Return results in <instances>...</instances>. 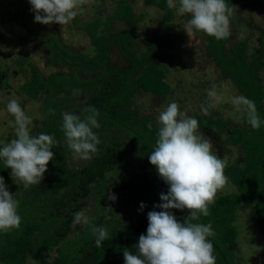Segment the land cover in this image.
<instances>
[{"label": "trees", "instance_id": "obj_1", "mask_svg": "<svg viewBox=\"0 0 264 264\" xmlns=\"http://www.w3.org/2000/svg\"><path fill=\"white\" fill-rule=\"evenodd\" d=\"M145 1L147 5L165 11L163 21L153 35L154 41H157L161 32L170 27L168 21H171L173 14L167 0ZM226 2L231 7L233 0ZM132 9L130 0H119L116 10L104 20L96 18L81 25L89 35L92 55L73 53L61 45L55 36L46 38L47 45L52 43L48 46L50 60L66 66L72 72H53L44 79L31 68L30 79L14 89L22 108L28 100L43 97L41 111L44 125L36 135L49 134L58 143L53 145L54 158L49 162L40 184L25 188L19 181L20 184L15 187L13 196L19 202L21 223L18 228L0 231V264H25L28 259L39 264H125L123 250L128 249L136 254L140 236L147 234L148 213L161 210L155 206L162 203L160 196L168 193L169 185L160 178L149 161L159 127L153 126L148 116L135 120L136 113L128 108L137 87L158 98L166 96L170 89L164 79V70L153 62L155 45L148 46L141 54L134 53L133 31L137 19L132 16ZM116 21L124 22V28L112 32ZM199 33L206 38L207 53L215 63L243 96L254 101L261 120L259 129H253L244 113L239 126L223 122L218 117L213 119L197 113L193 116L198 120L201 132L216 130L226 135V142L238 145L244 152V164L233 162L225 167V175L237 193L218 195L208 206L209 215H200L199 220L193 221L212 225L214 235L208 239L214 246L216 264H241L236 261L238 232L233 226L239 203H243L264 238V87L258 74L264 67L263 50L249 57L245 42L226 50L225 45L231 41V34L217 40ZM29 34L40 38L39 31ZM113 49L123 57V63L110 62ZM17 64L20 67L22 61ZM15 73L12 71L8 76ZM74 90H79L78 94L74 95ZM89 106L99 112L97 120L100 126L93 131L100 144L91 159L85 160L83 168L74 171L66 163V151L70 149L61 131L62 114L69 112L83 118L87 115L84 109ZM9 118L10 121L14 120L10 114ZM149 123L152 124L151 129L148 128ZM14 138L15 133L11 131L0 147ZM134 143L140 145L142 159L133 166L131 156L126 151ZM144 163L150 166L141 172L138 169ZM110 172H117L119 183L127 194L124 211L137 213L135 220L118 223L117 227H109L113 219L106 220L104 217L105 201L111 186L107 177ZM0 176L4 178L6 186L13 183L11 170L4 166L2 160ZM92 194H95V217L79 235L65 242L74 214ZM141 204L145 205L143 209ZM171 212L181 223L190 215L187 209H173ZM93 226L104 227L109 234L99 248L91 231ZM55 249L59 252L54 262L49 263L48 255Z\"/></svg>", "mask_w": 264, "mask_h": 264}, {"label": "rangeland", "instance_id": "obj_2", "mask_svg": "<svg viewBox=\"0 0 264 264\" xmlns=\"http://www.w3.org/2000/svg\"><path fill=\"white\" fill-rule=\"evenodd\" d=\"M118 1L86 0L80 6L79 15L68 24L61 26L55 23L51 25L37 23L29 0H0V73L2 74L0 77V144L11 131L15 133L9 123L10 118L6 105L11 99L18 100L14 89L30 79L31 68H34L44 79L53 72L67 74L72 72L66 66L50 60L51 53L48 46L52 43L47 45L46 38L51 39L55 36L61 45L73 53L92 55L90 38L83 26L96 18L104 20L107 15L116 10ZM130 2L133 4L132 16L137 19L133 31L134 53L141 54L148 46L155 45L153 62L164 70V79L170 89L166 96L158 98L137 87L135 94L130 98L128 108L136 113L135 120L139 121L142 117L148 116L151 117L153 126L159 127L157 124L159 112L170 102L175 101L180 105V110L186 111L191 117L197 113L213 119L218 117L221 121L229 122L233 126L241 125L243 113H235L230 100L233 96L242 94L207 53V40L204 35L195 30L190 36L188 35L184 24L189 17H181L176 14L175 9L169 8L173 14L171 21H168L170 27L162 31L158 40L154 41L153 35L158 29V24L161 25L165 11L157 6L147 5L145 0H130ZM230 8L232 9L230 16L232 39L225 45L226 50L240 42H245L249 57H254L258 51L263 50L262 58L264 59V0H233ZM123 28L124 22L116 21L112 32H118ZM33 31H39L40 38L29 34ZM111 60L123 63V57L115 49L110 54V62ZM18 61H22L20 67L17 64ZM12 71L16 72L15 75L8 76V73ZM258 74L264 87V67L259 70ZM2 81L4 82L1 84ZM212 89H215L218 99L209 98L208 93ZM42 98L28 100L23 108L31 118L32 123L29 125V130L33 136H36L44 125L41 111ZM213 104L214 106H210ZM204 108L208 109L206 113ZM201 133L211 140L214 145L213 151L221 159H225L226 166L233 162L244 164L243 150L238 145L226 142V135L219 134L216 130ZM122 135L125 136L126 133L123 132ZM139 148L140 145L134 143L126 151L131 156L133 166L142 159ZM66 157V163L74 171H79L85 165V160L77 157L71 150L66 151ZM149 166L148 163L147 165L144 163L138 170L145 172L144 168ZM107 177L111 182L109 194L116 197L115 201L109 198L105 201L104 217L106 220L113 219L109 227H117L118 223L135 220L136 212L124 211L127 194L119 183L117 172H110ZM19 184V180L13 179V183L7 185L6 188L14 195L15 187ZM234 193L237 191L228 180L227 184L218 191L216 197ZM94 198L95 194L89 195L78 211H84L89 221L95 217ZM235 212L233 226L238 232L236 261L241 264H264V238L260 230L250 219L249 212L243 203H239ZM85 226L74 227L72 224L65 242L74 239L84 230ZM58 252L57 249L51 252L47 261L53 263ZM25 264L39 263L28 259Z\"/></svg>", "mask_w": 264, "mask_h": 264}, {"label": "clouds", "instance_id": "obj_3", "mask_svg": "<svg viewBox=\"0 0 264 264\" xmlns=\"http://www.w3.org/2000/svg\"><path fill=\"white\" fill-rule=\"evenodd\" d=\"M35 13V21L44 25L68 24L79 15V9L86 0H29ZM170 9H175L181 17H189L184 29L190 36L195 30L217 40L230 35L232 9L226 0H167ZM74 90L73 94H78ZM210 99H218L215 89L208 93ZM230 103L235 113H244L247 123L259 129L261 120L254 101L243 95L233 96ZM210 106H214L210 105ZM203 108V106H202ZM7 112L14 118L9 123L14 128L15 137L0 147V160L11 170L14 180H19L25 188L40 184L53 160V145L58 143L53 136L40 133L30 134L31 118L16 99L6 105ZM205 113L207 108L203 109ZM52 111V110H50ZM83 118L76 114H62L61 131L68 148L79 158L88 160L98 151L100 140L94 133L99 128L95 107H86ZM159 125L154 149L149 154L150 163L157 169L160 178L169 185L167 194H161L160 211L148 213L147 234L141 235L137 252L124 249L125 264H216L214 246L208 239L214 235L212 225L193 223L200 215L208 216V206L212 204L219 190L228 182L225 175L226 161L214 151V145L205 137L196 118L173 101L159 112ZM152 128V124H148ZM115 201L116 197L109 194ZM19 202L7 190L4 178L0 176V231L18 228L21 217ZM145 207L141 204V209ZM187 209L190 215L184 223L178 222L171 210ZM89 217L84 211L74 214L73 226L88 225ZM96 247L108 239L104 227L91 229Z\"/></svg>", "mask_w": 264, "mask_h": 264}]
</instances>
